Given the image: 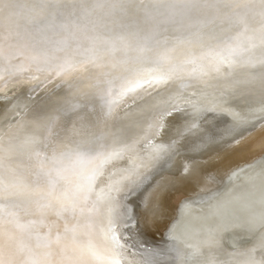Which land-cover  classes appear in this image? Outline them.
<instances>
[{
    "label": "snow or ice",
    "instance_id": "6c2138e0",
    "mask_svg": "<svg viewBox=\"0 0 264 264\" xmlns=\"http://www.w3.org/2000/svg\"><path fill=\"white\" fill-rule=\"evenodd\" d=\"M85 76L93 109L82 115L72 82ZM184 79L244 86L264 104V0H0V92L68 86L0 133V264H182L174 246L143 238L134 202L173 150L154 138L179 99L141 107L136 130L108 122L145 85ZM230 255L264 264V241Z\"/></svg>",
    "mask_w": 264,
    "mask_h": 264
},
{
    "label": "bare ground",
    "instance_id": "6f19581e",
    "mask_svg": "<svg viewBox=\"0 0 264 264\" xmlns=\"http://www.w3.org/2000/svg\"><path fill=\"white\" fill-rule=\"evenodd\" d=\"M90 80L91 76H85L72 82V91L80 94L79 99L85 105L82 115H87L93 109V103L90 102L93 99L89 88ZM46 87L47 91L43 85L19 84L12 85L6 91L0 92V100L6 101L5 105L0 103V133L7 131L10 124H15L21 119V116H17L16 113L25 116L27 115V110L35 111L42 107L52 92L61 95L68 92L67 85L58 86L56 82L49 83ZM248 87L254 88L255 82ZM221 92H224L225 95L222 96ZM177 99L180 101L178 109L184 111L177 114V116L172 115L169 118L172 122V127L156 137L157 144L168 143L170 145L175 142L173 150L169 152L171 153L170 159L172 158V162L170 164L172 166L177 155L173 153L174 149L180 148L178 150L181 153L182 148L185 150L184 153L189 151L186 141L183 140L184 138L191 139L190 137L203 135L206 129L208 130L211 125L215 126L213 123L221 120L222 117L226 118L225 121L234 128L247 127L264 119V104L254 102L251 98V93L246 91L244 86L227 87L224 81L213 82V86H206L197 83L195 80L184 79L162 86L154 85L148 87L145 85L143 89L139 90L138 95L125 97L118 102L116 116L108 122V127L114 132H119L120 129L129 130L134 128L136 120L141 117V107H158L166 104L170 106ZM94 103L96 110L99 111L102 102L99 98H95ZM203 111H211L215 117H212V115L206 116L203 122L193 123L194 117L197 118L198 114L200 116L201 113H204ZM193 124L197 126L195 129L191 127ZM212 129L210 128V130ZM219 133L223 134L222 132ZM224 135L227 136L226 134ZM197 144L198 142L194 143V145ZM244 150L247 151V149ZM221 161L223 162L224 160ZM157 173L155 172L152 175ZM163 175L154 176L156 186L146 192L141 207L137 206L139 215L142 213L141 210H146L152 198L158 201L157 197L161 191L158 190L157 184ZM230 175H233V173L229 174L224 180L227 181ZM197 179L196 176H191L190 178V182L195 184V187L192 185L193 188H191V185L187 186L188 184H184L186 188L184 189L185 195L183 198H189L179 203V207L176 206L175 211H177L168 221L165 235L159 238L160 243L164 245L169 240V237H174L167 244H174L176 249L182 254V264H219L220 261L228 260H232L233 264H239V261L243 258L239 256L233 258L230 255L231 253L243 252L264 241V167L242 174L239 184L235 183L221 190L216 185L212 187L209 185H197ZM212 192L217 193L209 198L208 194ZM196 193H199L200 196L195 195ZM147 209H149V212L146 210L140 215L141 220L144 221V218L147 217L146 220L153 221L155 218L152 217L150 205ZM151 234L149 233L148 236L150 237ZM257 258H259V252L257 253Z\"/></svg>",
    "mask_w": 264,
    "mask_h": 264
},
{
    "label": "rangeland",
    "instance_id": "374dc122",
    "mask_svg": "<svg viewBox=\"0 0 264 264\" xmlns=\"http://www.w3.org/2000/svg\"><path fill=\"white\" fill-rule=\"evenodd\" d=\"M0 103L5 105L6 101L0 100ZM261 131H259V132L257 131L256 133L250 135L248 138L239 140L238 142H236L234 144H228V145L223 144V141L226 138L223 136L220 137L221 135L216 136L215 138L210 137L206 141V143H203L201 140L202 138H198L197 136L196 137H190L191 139L184 138L183 140L186 141L187 149H189V151L184 153L185 150H183V148H182V153H181L178 150L180 148L177 147L176 152H175L177 155L174 158L175 163L173 165L175 170L170 174H165L161 180L159 179L160 181H158L159 182L158 183V190L161 192L157 197L158 201H155V200H153L154 198H152L151 199L152 201L146 207V210H148V212H149V209H147V208H149V205H150L151 211H152L151 212L152 217L155 219L153 221L152 220L150 221L149 219L146 220V218H147L146 217V218H144V221L141 220L142 223H140V227L141 226L142 227L139 230H141L140 232L143 234V238L145 240H147L149 243L156 242V241L157 242L159 241L158 243H160L159 238L163 237V234L167 228L168 221L174 215L175 208H176V206L179 205L180 199L183 198V196L185 195L184 189L186 188V186L184 184H186V185L188 184L187 186H190V185L194 186V184L192 182H190L191 177L186 178L189 173L191 174L192 177L196 176L198 178L197 180L201 179L202 177L204 179H207L208 181H211V179L212 180L218 179L219 177L221 178L223 175H225V172H227L233 166L237 165L240 161L244 162V161L250 160L256 154H259L262 151H264V140H263L264 139V129H262ZM252 137H253V139H252ZM195 142H198V144L194 145ZM257 142H258V144H257ZM179 144L181 145V143H179ZM253 144H255V145L253 146ZM249 147H250V149H249ZM244 149H247V151H245ZM193 151H197V152L200 151V154L194 155ZM239 152L241 153V155ZM181 154H183V155L181 156ZM211 160H213V161H211ZM221 160H224V161L222 162ZM207 161H209V162H207ZM216 161H217V163H216ZM215 168H217V169H215ZM202 173H204V174H202ZM160 186H161V188H160ZM193 186L191 188H193ZM153 188H155V187L153 186ZM153 202H155V203H153ZM159 206H161V207H159ZM146 210L143 209V211L141 210V212L143 213ZM150 217H151V215H150ZM145 230H146V232H145ZM147 232H148V234L152 233L151 234L152 236L150 235V237H149ZM146 236H148V237H146Z\"/></svg>",
    "mask_w": 264,
    "mask_h": 264
},
{
    "label": "water",
    "instance_id": "95a60500",
    "mask_svg": "<svg viewBox=\"0 0 264 264\" xmlns=\"http://www.w3.org/2000/svg\"><path fill=\"white\" fill-rule=\"evenodd\" d=\"M158 107H161V108L167 107V108H169V110H171V105L168 106L167 104L164 105V106H158ZM183 111L184 110H182V109H178L177 111H173L172 115L173 116H177V114H180V112H183ZM211 115H212V117H215V116H213L214 114L211 113V111H207V112L201 113L200 116L198 114L197 118L194 117L193 123L198 124L200 122H203L206 119V116H211ZM217 116H222V115H217ZM225 120H226V118H223V117L221 118V120H217L215 123H213V124H215V126L211 125L208 128V130L206 129L204 131L203 135H200V136H197V137L198 138H202L201 139L202 142L206 143V141L210 137H215V136L221 135V136L226 138L223 141V144H227L228 145V144H234V143L238 142L239 140L248 138L250 135L254 134L255 132L261 131L262 129H264V119L263 120H259V121H257L256 123H254V124H252L250 126H247V127L243 126V127H237V128L231 127L229 125V123L227 121H225ZM142 124H143V116L141 115V117L136 120V122L134 124L135 127L131 128L129 130H136L138 128V126H140ZM210 128H213V129L210 130ZM219 132H222L223 134H221ZM224 134H226L227 136H225ZM156 137L154 138V142L155 143H157L156 142ZM164 145L168 146V143L164 144ZM170 145H172V144H170ZM141 146L143 147V145H141ZM175 152H176V149H174L173 153H175ZM173 153H172V155H173ZM193 153H194V155H198V154H200V151L199 152L193 151ZM170 155H171V153H168L161 160L155 162L149 168V170L147 172V179H146L145 183L141 186V188L137 191V193L134 196V202H135L136 206H138V205L141 206L143 200L145 199L144 195L146 194V192L148 190H150L153 186L154 187L156 186V182L154 181V178L156 176L161 175V174H164V175L165 174H170V173H172L175 170L174 167L170 164V162H172L171 161L172 158L170 159ZM259 167H264V151H262L259 154H256L250 160H247V161H244V162H240L237 165L233 166L227 172H225V175H223L221 178L219 177L218 179H213V180L211 179V181H208L207 179H204L202 177L203 179L201 178V179H199L197 181V185L198 184H200V185H209L211 187L213 185H216L218 187V189H220V190L221 189H225V188H227V187H229L231 185H234L235 183L239 184V182H241V175L242 174L249 173L250 170L252 171L253 169H256V168H259ZM155 172L156 173L158 172V173L156 175H152ZM231 173H233V175H230L228 180L225 181L224 179ZM149 175H152L153 177L149 176ZM162 177H160V178H162ZM190 177H191V174L189 173L186 178H190ZM220 180H222V181L219 182ZM157 186H158V184H157ZM194 186H195V184H194ZM215 193H217V192H212V193L208 194L209 195L208 197L210 198V197L215 196ZM195 195L200 196L199 193H196ZM188 198L189 197L181 198L179 203H181L183 200L188 199ZM176 211H175V213H176ZM165 233H166V231L164 232L163 236L165 235ZM168 242H169V240L167 241V243ZM169 244L171 246H174V244H171V243H169Z\"/></svg>",
    "mask_w": 264,
    "mask_h": 264
}]
</instances>
